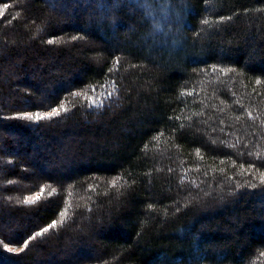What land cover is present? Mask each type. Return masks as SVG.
<instances>
[{"label":"trees","instance_id":"obj_1","mask_svg":"<svg viewBox=\"0 0 264 264\" xmlns=\"http://www.w3.org/2000/svg\"><path fill=\"white\" fill-rule=\"evenodd\" d=\"M49 262L264 264V0H0V264Z\"/></svg>","mask_w":264,"mask_h":264},{"label":"rangeland","instance_id":"obj_2","mask_svg":"<svg viewBox=\"0 0 264 264\" xmlns=\"http://www.w3.org/2000/svg\"><path fill=\"white\" fill-rule=\"evenodd\" d=\"M10 70H14L13 63H9V64H7V66L5 67V71H10ZM12 76L14 77L13 79H18V78H19L18 75H15V74H13ZM20 149H21V148H20ZM30 158H31V156L29 155V156L26 157L25 160L29 161ZM43 164L46 165L45 163H43ZM49 164H51V163H49ZM44 165H43V169H44V170L42 171L41 164H37V167H38L39 170L42 171V172H38L39 170L37 171V169H36L34 166L31 167V168L29 169V172H30V171H31V172H35V170H36L38 176H42V174H46L47 172L50 173L51 171L48 169L47 166H49V168H50L51 166H50V165L44 166ZM45 167H46V169H45ZM45 171H46V172H45ZM36 197H37V195H33V196L29 197V200H30V201L35 200ZM72 248H73V246H68V247H66V249L62 251V254H60L59 258H61V257L64 258L65 254H64L63 252H66V253H67V252H68L67 250L72 251ZM47 264H52V262H49V263H47Z\"/></svg>","mask_w":264,"mask_h":264},{"label":"snow or ice","instance_id":"obj_3","mask_svg":"<svg viewBox=\"0 0 264 264\" xmlns=\"http://www.w3.org/2000/svg\"><path fill=\"white\" fill-rule=\"evenodd\" d=\"M5 7H7V5H5ZM36 119H41V117L38 115V116L36 117ZM42 193H43V190L41 191V195H42ZM37 199H39V196L37 197ZM53 226H54V225H49V227H53ZM44 231H48V228H45ZM25 247H27V244H25Z\"/></svg>","mask_w":264,"mask_h":264}]
</instances>
